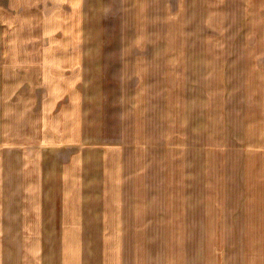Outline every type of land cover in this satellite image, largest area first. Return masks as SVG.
Segmentation results:
<instances>
[{"label": "crops", "instance_id": "0c3cea01", "mask_svg": "<svg viewBox=\"0 0 264 264\" xmlns=\"http://www.w3.org/2000/svg\"><path fill=\"white\" fill-rule=\"evenodd\" d=\"M0 264H264V0H0Z\"/></svg>", "mask_w": 264, "mask_h": 264}, {"label": "rangeland", "instance_id": "374dc122", "mask_svg": "<svg viewBox=\"0 0 264 264\" xmlns=\"http://www.w3.org/2000/svg\"><path fill=\"white\" fill-rule=\"evenodd\" d=\"M215 137H217V134H215ZM197 181H198V183H201V182H203V181H205V186L204 187H202L201 189H199L198 187H196L195 185H194V183L192 184L193 185V191L194 192H197V193H199V195L198 196H200L201 194H205L206 192H207V187H206V174L204 173V179L203 178H197ZM183 196H184V198H187L188 196H190V194L192 193V191L186 186V181H185V179H184V182H183ZM196 193V194H197ZM238 197L239 195H237V194H232L231 195V200H233V197ZM205 197V196H204ZM213 244V243H212Z\"/></svg>", "mask_w": 264, "mask_h": 264}]
</instances>
